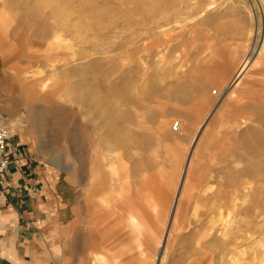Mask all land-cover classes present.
Masks as SVG:
<instances>
[{
    "label": "rangeland",
    "instance_id": "rangeland-1",
    "mask_svg": "<svg viewBox=\"0 0 264 264\" xmlns=\"http://www.w3.org/2000/svg\"><path fill=\"white\" fill-rule=\"evenodd\" d=\"M255 5L0 0V104L18 115L0 110L54 176L60 264H264ZM90 230L105 247L87 252Z\"/></svg>",
    "mask_w": 264,
    "mask_h": 264
},
{
    "label": "crops",
    "instance_id": "crops-1",
    "mask_svg": "<svg viewBox=\"0 0 264 264\" xmlns=\"http://www.w3.org/2000/svg\"><path fill=\"white\" fill-rule=\"evenodd\" d=\"M0 89L3 98L8 95V86ZM10 152L6 187H0V264H60L51 189L54 176L46 173L35 152L22 139L10 144ZM93 236L90 230L88 240L93 241ZM102 242L101 239L98 243ZM93 245L92 249L96 247L94 242ZM88 249L92 250L87 245V252Z\"/></svg>",
    "mask_w": 264,
    "mask_h": 264
},
{
    "label": "bare ground",
    "instance_id": "bare-ground-1",
    "mask_svg": "<svg viewBox=\"0 0 264 264\" xmlns=\"http://www.w3.org/2000/svg\"><path fill=\"white\" fill-rule=\"evenodd\" d=\"M250 1V0H249ZM65 10V9H64ZM259 12V13H258ZM255 13V17H256V20H257V30H259L260 32H264V6L259 9V11ZM38 14V13H37ZM166 51H165V55H169V56H173V54L175 53V48L173 47V45L171 43H168L166 46ZM254 50L257 51L255 49V47L253 48V53H254ZM162 56V55H160ZM220 58V57H219ZM219 58H216V57H213V62H215L216 64H221V61ZM249 58L250 56H248L243 64L241 65L238 73H236V78H235V81L234 84H237L239 83L238 81L240 80V77L242 76V73L246 67V64L247 62L249 61ZM175 59V58H174ZM211 59V58H210ZM142 60V59H141ZM207 61V60H206ZM173 62V61H172ZM209 62V61H208ZM207 62V63H208ZM211 62V61H210ZM210 63H208L209 65ZM102 108V107H101ZM0 109L8 112L9 114H12V115H18V110H17V103L15 101V99H10L9 102H7L6 104H3L0 106ZM103 109V108H102ZM99 110V109H98ZM101 110V109H100ZM260 113V112H259ZM262 114V113H261ZM251 119V117H249ZM253 118V117H252ZM245 122V121H244ZM11 125H15L14 122H11ZM114 196V195H113ZM116 197V196H115ZM178 197V196H177ZM118 199V198H117ZM102 201V200H101ZM114 202V201H113ZM176 202V201H175ZM101 203V202H100ZM104 203V202H103ZM115 203V202H114ZM118 205V204H117ZM105 207V206H104ZM108 208V207H107ZM122 208V207H121ZM106 209V208H105ZM174 209H175V205H174V208H173V211H172V214L174 212ZM122 210V209H121ZM107 212V211H106ZM126 213V212H125ZM105 215V214H104ZM127 215V214H126ZM128 217H131L130 220H132V223L133 221H135V218L133 216H128ZM172 218V217H171ZM82 221V220H81ZM91 224V223H90ZM167 235V234H166ZM88 247L90 246V248L92 249L93 248V242L92 241H89V243L87 244Z\"/></svg>",
    "mask_w": 264,
    "mask_h": 264
},
{
    "label": "built area",
    "instance_id": "built-area-1",
    "mask_svg": "<svg viewBox=\"0 0 264 264\" xmlns=\"http://www.w3.org/2000/svg\"><path fill=\"white\" fill-rule=\"evenodd\" d=\"M256 8L261 9L264 6V0H255ZM3 96V92L0 90V99ZM4 114L0 110V187L3 189L6 187L5 173L9 164L11 163L10 152V137L11 127L4 122ZM2 253V245L0 242V254Z\"/></svg>",
    "mask_w": 264,
    "mask_h": 264
},
{
    "label": "water",
    "instance_id": "water-1",
    "mask_svg": "<svg viewBox=\"0 0 264 264\" xmlns=\"http://www.w3.org/2000/svg\"><path fill=\"white\" fill-rule=\"evenodd\" d=\"M187 166H188V162H187V165H186V167H185L183 177H182V179H181V183H180L179 191H180V189H181V187H182V184H183V179H184V176H185V173H186ZM179 191H178V192H179Z\"/></svg>",
    "mask_w": 264,
    "mask_h": 264
}]
</instances>
